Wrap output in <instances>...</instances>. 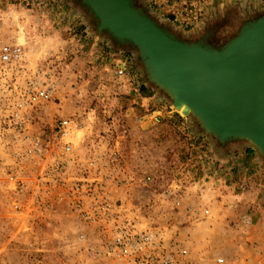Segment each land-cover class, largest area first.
Segmentation results:
<instances>
[{"label":"rangeland","instance_id":"1","mask_svg":"<svg viewBox=\"0 0 264 264\" xmlns=\"http://www.w3.org/2000/svg\"><path fill=\"white\" fill-rule=\"evenodd\" d=\"M135 3L176 35L209 34L216 45L264 13V0ZM4 44L24 55L0 62V264H160L163 251L178 264H264V158L249 143L222 145L175 109L137 49L99 33L78 0H0ZM62 119L73 121L67 135ZM248 147L255 151L243 158ZM98 189L112 206L105 228L77 211ZM120 210L152 223L160 246L117 261Z\"/></svg>","mask_w":264,"mask_h":264},{"label":"water","instance_id":"2","mask_svg":"<svg viewBox=\"0 0 264 264\" xmlns=\"http://www.w3.org/2000/svg\"><path fill=\"white\" fill-rule=\"evenodd\" d=\"M99 33L137 49L148 81L220 144L243 141L264 158V14L220 45L182 38L135 0H78Z\"/></svg>","mask_w":264,"mask_h":264},{"label":"built area","instance_id":"3","mask_svg":"<svg viewBox=\"0 0 264 264\" xmlns=\"http://www.w3.org/2000/svg\"><path fill=\"white\" fill-rule=\"evenodd\" d=\"M24 48L20 44H4L0 49V62L1 63H13L18 62L23 58ZM126 66L118 69L116 71L118 76H124L126 73ZM156 121H159L158 117H155ZM60 131L67 135L71 133L73 129V121L68 119H62L59 121ZM66 152L70 153L73 151V146L70 143H67L65 146ZM96 162L99 164L98 160H89L88 165L91 168H96ZM153 181V177L150 173H145L141 178V183L143 185H149ZM75 185V184H74ZM243 184L240 185V188H244ZM74 193L81 192L78 185L72 187ZM85 193V192H83ZM96 200L92 201V204L87 207L80 209L77 208V211H80L81 216L85 220L91 222H96L97 225L101 228H105L109 225L111 214L110 210L112 209L111 203L105 198L102 194V190L98 189L94 192ZM236 206V204H235ZM126 211V210H124ZM205 215L211 213L210 209L204 210ZM115 233L113 240L111 242L110 249L112 255L116 258L117 261L128 262L131 259L137 260L142 255H146L148 250H156L160 246V234L159 230L154 228L153 224L147 220H141L135 216H127L122 214L121 210L115 217L114 221ZM187 248H181L179 255L186 256L189 252ZM152 252H150L151 254ZM149 255V254H147ZM160 259V264H178L179 256L176 257V254L172 251L162 252L156 254ZM218 263H224L225 260L223 257L218 258Z\"/></svg>","mask_w":264,"mask_h":264},{"label":"trees","instance_id":"4","mask_svg":"<svg viewBox=\"0 0 264 264\" xmlns=\"http://www.w3.org/2000/svg\"><path fill=\"white\" fill-rule=\"evenodd\" d=\"M262 14H264V13H262ZM262 14H261V15H262ZM261 15H260V16H261ZM131 53H132L131 50H128V51H127V54H128L130 57H131ZM139 90H140L141 93L143 92L144 94H147V92H149V91L147 90L146 86H144V85L140 86V89H139ZM149 95H151V92H149L147 96H149ZM199 141H200V139H199ZM254 151H255V150H253L251 147L246 148L245 151H244L245 153L243 152V158H244V157H245V158H251V157H252V154L254 153ZM245 163H246V162H245ZM246 164H247V163H246ZM247 165H248V164H247ZM249 165H250V164H249Z\"/></svg>","mask_w":264,"mask_h":264},{"label":"crops","instance_id":"5","mask_svg":"<svg viewBox=\"0 0 264 264\" xmlns=\"http://www.w3.org/2000/svg\"><path fill=\"white\" fill-rule=\"evenodd\" d=\"M215 192L219 193L220 192V189L218 188V190H216ZM219 205V204H218ZM220 206V205H219Z\"/></svg>","mask_w":264,"mask_h":264},{"label":"bare ground","instance_id":"6","mask_svg":"<svg viewBox=\"0 0 264 264\" xmlns=\"http://www.w3.org/2000/svg\"><path fill=\"white\" fill-rule=\"evenodd\" d=\"M181 109H182V108H181ZM181 109H180V110H181Z\"/></svg>","mask_w":264,"mask_h":264}]
</instances>
